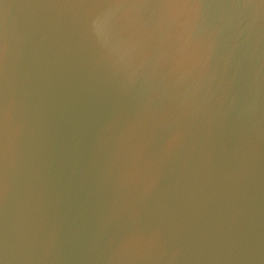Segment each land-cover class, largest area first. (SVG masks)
Listing matches in <instances>:
<instances>
[{
    "label": "water",
    "instance_id": "obj_1",
    "mask_svg": "<svg viewBox=\"0 0 264 264\" xmlns=\"http://www.w3.org/2000/svg\"><path fill=\"white\" fill-rule=\"evenodd\" d=\"M0 264H264V0H0Z\"/></svg>",
    "mask_w": 264,
    "mask_h": 264
},
{
    "label": "snow or ice",
    "instance_id": "obj_2",
    "mask_svg": "<svg viewBox=\"0 0 264 264\" xmlns=\"http://www.w3.org/2000/svg\"><path fill=\"white\" fill-rule=\"evenodd\" d=\"M186 6H191L193 8L200 7L202 0H185ZM3 54V43L0 41V57H2ZM0 120H2V113H0ZM2 156H3V149L2 146H0V162H2ZM5 191V182L2 172H0V196L4 194Z\"/></svg>",
    "mask_w": 264,
    "mask_h": 264
}]
</instances>
